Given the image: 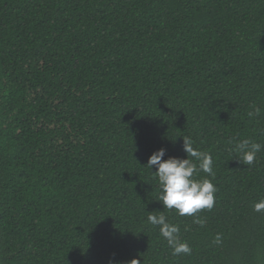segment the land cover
<instances>
[{"label": "trees", "instance_id": "1", "mask_svg": "<svg viewBox=\"0 0 264 264\" xmlns=\"http://www.w3.org/2000/svg\"><path fill=\"white\" fill-rule=\"evenodd\" d=\"M183 137L213 159L203 227L145 167L187 159ZM243 139L264 146V0H0V264H264V147L246 166Z\"/></svg>", "mask_w": 264, "mask_h": 264}, {"label": "clouds", "instance_id": "2", "mask_svg": "<svg viewBox=\"0 0 264 264\" xmlns=\"http://www.w3.org/2000/svg\"><path fill=\"white\" fill-rule=\"evenodd\" d=\"M260 109L254 107L253 111H249V118L258 116ZM183 150L187 154V159H179L164 157L167 149L161 148L154 152L148 159L147 168L157 169L153 173L158 178L161 188L158 201L163 205L164 209L169 211L175 210L179 216L194 217L193 223L204 226L205 221L196 216L198 212L204 209L211 210L215 204L216 187L208 176L214 179L213 159L210 153L199 151L193 147V141L188 137H183ZM260 143L253 142L249 139H243L235 143L232 149L237 153L239 161L250 166L254 163L256 155L261 151ZM200 172L206 175L203 179H195ZM254 210L260 212L264 210V200L254 205ZM148 213L147 221L153 226L159 227L160 235L168 242L174 256L191 255L192 249L187 242L180 239V227L177 224L169 223L163 212ZM214 243H221V235L217 234ZM139 260L133 259L128 264H139Z\"/></svg>", "mask_w": 264, "mask_h": 264}]
</instances>
